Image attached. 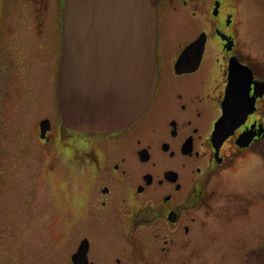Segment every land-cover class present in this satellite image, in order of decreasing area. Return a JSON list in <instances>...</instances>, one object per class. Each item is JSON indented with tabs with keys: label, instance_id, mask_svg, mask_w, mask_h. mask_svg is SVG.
Here are the masks:
<instances>
[{
	"label": "flooded vegetation",
	"instance_id": "obj_1",
	"mask_svg": "<svg viewBox=\"0 0 264 264\" xmlns=\"http://www.w3.org/2000/svg\"><path fill=\"white\" fill-rule=\"evenodd\" d=\"M64 3L0 0V109L17 112L29 94L41 112L0 143L34 136L45 159L32 186L11 189L10 207L0 201V264H207L232 253L264 264V0H160L154 96L110 130L62 120ZM242 166L246 189L229 184ZM64 169L79 180L76 204L56 228L51 183Z\"/></svg>",
	"mask_w": 264,
	"mask_h": 264
},
{
	"label": "water",
	"instance_id": "obj_2",
	"mask_svg": "<svg viewBox=\"0 0 264 264\" xmlns=\"http://www.w3.org/2000/svg\"><path fill=\"white\" fill-rule=\"evenodd\" d=\"M159 0H65L59 71L63 121L82 129L129 124L157 86Z\"/></svg>",
	"mask_w": 264,
	"mask_h": 264
},
{
	"label": "rangeland",
	"instance_id": "obj_3",
	"mask_svg": "<svg viewBox=\"0 0 264 264\" xmlns=\"http://www.w3.org/2000/svg\"><path fill=\"white\" fill-rule=\"evenodd\" d=\"M260 7V6H258ZM17 23H15L12 26L11 33L14 34V32H21V24L19 23V20L17 19ZM170 35V33L168 34ZM38 37V36H37ZM35 41H37V38ZM31 61V60H30ZM29 59H25V61L21 64L20 67V75H17L19 83L22 81V88L25 92L29 91L28 84L33 86L30 82L27 83L26 73L28 70V67L32 66ZM61 61V59H60ZM29 62V63H28ZM29 64V65H28ZM61 64V63H60ZM30 73V72H29ZM32 76H34V72L30 73ZM16 99V98H15ZM25 103H27L26 111H24L25 107H21L20 109L16 111L10 112L8 108H4V111H1L0 109V132L4 131V133L7 131V129H10L11 127L17 128L15 130L21 129V127H25V129H32V127L35 125L36 121L38 120V117H40V113H36L33 108L34 104L31 102L33 101V97L29 94L25 96ZM0 101L1 100V93H0ZM16 112V113H13ZM17 133V132H14ZM12 134V133H11ZM1 136H4L3 133H0ZM15 135V134H14ZM6 142L0 143V201L3 203H7V206L10 207V197L9 194H12V190L14 187H17L18 189L26 188L29 186H32L30 183V180L28 179L33 178L38 171L45 168V159L43 156L40 155V150L38 146L33 143H35L34 136L28 137L29 145L22 144L19 142H16V138H13V135L6 134ZM9 137V139H8ZM1 141V140H0ZM43 158V159H42ZM62 169V168H61ZM60 173H65L66 180L63 181V184L59 186V182L56 178L52 179V185L53 190L56 195V199L54 207L56 211L54 210V214L52 216L53 218V224H55V227L57 228V225L62 226V218L65 216L68 217L71 215L75 204H76V198H75V185L78 183L79 180L76 181L74 171L72 170H66L64 169L60 171ZM251 174V170H248L247 166L240 167L237 172H233L230 176V185L234 187H241L242 189H246L249 185V175ZM13 178V180H12ZM245 179L248 181L246 182ZM38 186H43V184L46 183H34ZM60 188V189H59ZM60 191H59V190ZM11 191V192H10ZM74 191V192H73ZM22 192V191H21ZM3 195V197H2ZM48 200V199H47ZM31 200L28 201V203L31 204ZM72 209V210H71ZM71 210V211H70ZM9 214V213H5ZM60 230H57L55 233L56 239L61 237ZM220 245L216 246L214 248V252L217 253L219 250ZM243 257L237 254H230L226 256L225 258L217 257L214 254H209L207 258V264H246V262H243ZM250 264H258V260L256 256H250L249 257ZM246 258L244 259V261ZM201 264H204L201 262Z\"/></svg>",
	"mask_w": 264,
	"mask_h": 264
}]
</instances>
